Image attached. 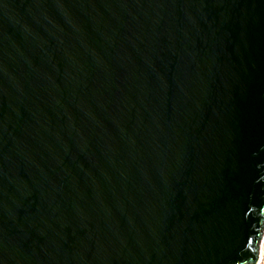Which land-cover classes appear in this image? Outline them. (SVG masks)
Here are the masks:
<instances>
[{"label":"water","instance_id":"water-1","mask_svg":"<svg viewBox=\"0 0 264 264\" xmlns=\"http://www.w3.org/2000/svg\"><path fill=\"white\" fill-rule=\"evenodd\" d=\"M264 0H0V264H255Z\"/></svg>","mask_w":264,"mask_h":264},{"label":"built area","instance_id":"built-area-1","mask_svg":"<svg viewBox=\"0 0 264 264\" xmlns=\"http://www.w3.org/2000/svg\"><path fill=\"white\" fill-rule=\"evenodd\" d=\"M255 264H264V236L260 243L259 260Z\"/></svg>","mask_w":264,"mask_h":264}]
</instances>
